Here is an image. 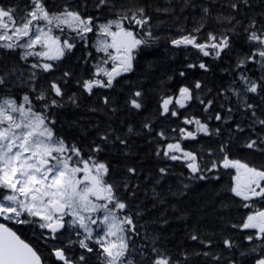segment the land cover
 Wrapping results in <instances>:
<instances>
[{
  "label": "snow or ice",
  "instance_id": "obj_1",
  "mask_svg": "<svg viewBox=\"0 0 264 264\" xmlns=\"http://www.w3.org/2000/svg\"><path fill=\"white\" fill-rule=\"evenodd\" d=\"M175 7L171 4L155 7L153 14L163 13L174 18V26L179 27L184 9L191 8L197 14L196 26L190 31L179 27L181 34L169 37L167 42L173 48L195 50L199 62L187 64L188 69L210 72V64L204 58L234 61L221 69L228 72L232 80L227 88L219 90L217 99L227 92L238 97L244 115L250 120L247 127L256 134V139L248 138L243 146L257 149L258 145H264V135L260 134L264 133V96L261 95L264 93V0H179ZM153 14L146 0H20L19 4L7 6L0 3V264H42L38 251L9 224L38 228L45 244L52 242L51 255L59 264H90L88 254L94 252L101 264H178L166 250L155 246L150 250L134 247L133 236H138L139 232L134 217L125 214L129 204L118 195L119 185L108 182L109 165L97 156L110 143L113 133L108 130L101 133L97 129L101 143L90 146L91 154L85 158L76 143L68 144L56 135L52 111L68 105L79 107L78 100L84 94L94 95V89L114 88L117 77L136 70L139 57L153 55L148 49L160 39L152 31ZM109 16L112 18H107ZM209 28L206 38L202 37L201 33ZM54 30L60 34H55ZM65 31L69 35L65 36ZM90 33L98 37L93 47L105 56L93 66L89 78L76 81L79 95L74 92L69 96L65 86L73 73L64 71L61 77H55V62L71 53L77 41L87 46ZM237 44L247 51L238 49ZM17 53L23 66L19 63L9 66L3 57ZM30 58H33L31 63ZM253 68L261 72L259 77L249 75ZM179 75L185 77L186 73L180 71ZM202 88L201 80L191 86L181 84L175 94L161 98L160 115L176 117L179 109H185L196 100L208 112L215 100L205 102L197 94ZM143 96V91L136 90L126 103L139 110ZM256 97L260 99L257 101ZM110 104V98L104 96L101 109L89 108L88 111L107 113ZM232 111L234 109L228 108L229 113ZM215 119L222 121L224 116L218 111ZM183 124L194 128L173 129V132L178 131L174 142H167L169 137L163 131L157 133L166 141L157 148V155L182 162L190 180H208L209 174L218 168L235 169L229 191L243 201L242 206L252 208L256 200L264 201V167L231 158L228 142L219 146L222 158L202 163L203 157L183 148L181 142L195 139L200 133L209 135V125L197 116H185ZM75 125L73 121L71 126ZM144 127L149 125L146 123ZM235 128L237 133H244L239 123ZM215 134L220 135V129H216ZM115 139L127 147L126 137L116 136ZM209 154H213L211 149ZM126 171L132 176L137 169L128 167ZM167 171L163 167L159 169L161 178ZM123 187L132 197L138 190L128 183ZM188 188V184L183 185L184 190ZM161 223L168 221L162 219ZM232 227L255 230L244 237L253 246L241 255L258 253L252 257L253 264H264V208L249 211L241 224ZM65 232L69 237L64 236ZM190 239L199 240V236L192 234ZM223 245L226 249L236 246L228 237L223 239ZM77 246L81 254L70 255ZM134 251L146 259L135 260ZM184 255L186 259L187 254ZM197 255L207 257L210 253ZM229 264L236 261L231 260Z\"/></svg>",
  "mask_w": 264,
  "mask_h": 264
},
{
  "label": "trees",
  "instance_id": "obj_2",
  "mask_svg": "<svg viewBox=\"0 0 264 264\" xmlns=\"http://www.w3.org/2000/svg\"><path fill=\"white\" fill-rule=\"evenodd\" d=\"M146 2L149 5L150 14H153L155 7H164L169 4L175 7L179 0H146ZM0 3L7 6L19 4L20 0H0ZM21 7H23L22 4ZM175 10L180 11L178 7H175ZM196 15L193 9H184L186 19L181 17L179 27L190 31L196 26ZM100 22H103V19ZM151 23L152 31L160 37L148 49L153 55L139 57L136 70L117 77L114 88L94 89V95L91 97L84 94L78 100L79 107L68 105L62 109L52 110L56 121L54 125L56 135L63 137L68 144L76 143L82 149L83 156L87 158L91 154L90 146L101 143L97 129H100L101 133L106 130L113 133L110 143L97 156L99 160L108 163L110 171L106 179L109 183L119 185L118 195L129 204L125 214L134 217L139 232L138 236H133L135 248L144 247L150 250L152 246H155L162 251L166 250L178 261V264H229L231 260H235L236 264H253L252 257L258 253L251 255H241V253H247L253 246L244 237L255 230H241L233 228L232 225L241 224L249 211L264 208V201L256 200L252 208L246 209L242 206L243 201L229 191L233 184L232 178L236 175L235 169L218 168L209 174L208 180H190L188 170L182 162L171 161L162 154L157 155V148L166 143L157 133L163 131L169 137L167 142H174L178 131L172 130H178L180 127H188L192 130L194 126L184 125L183 118L197 116L209 125L211 133L209 135L200 133L195 139L183 140L181 144L186 150L202 156V163L222 158L218 152L219 146L221 143L228 142L231 158L240 159L250 166L264 167V151L259 150L264 149V145H258L257 149H247L243 146L248 138L256 139V134L247 127L250 120L244 115L242 101L231 92L217 99L219 90L222 87L227 88L232 80V76L221 69L227 68L228 64L234 61H212L211 58H204L209 62L212 71L204 73L199 68L188 69L186 65L198 63L199 57L191 48H173L167 42L169 37L175 38L181 34L179 27L174 26V18L163 13L153 14ZM208 30L211 29L204 30L201 36L206 38ZM95 34L88 35L87 46L77 41L71 53L66 54L61 61L55 62L57 65L53 74L55 77H61L64 71L73 73L65 86L69 96L74 92L79 95L80 90L76 81L89 78L93 66L105 56L103 52L98 53L93 47ZM64 35L67 36L69 33L65 31ZM237 48L247 51V48H242L241 44H237ZM88 53L91 55L88 56ZM86 56L87 60L84 59ZM3 58L9 66L13 63L23 66V62L18 61V53ZM32 59H29V63ZM149 62H151L150 67ZM180 71H185L186 76L181 77ZM249 75L259 77L261 72L253 68ZM51 78L48 77V79ZM196 80H201L203 85L202 91L198 90L197 94L205 99V102L215 100L208 112H205L199 100H196L190 102L185 109H179V115L176 117L168 114L160 115V103L163 96L173 95L181 84L191 86ZM136 90L144 92L141 98L143 106L139 110L131 108L126 103L129 95ZM19 95H22V92L18 94V98ZM261 95L264 96V93ZM104 96H108L111 100L107 113L103 110L89 112V108L103 107ZM259 99L260 97H256L257 101ZM221 104L224 105L223 108L220 107ZM113 108L115 112L112 111ZM228 108L234 111L229 113ZM218 111L224 116V120L215 119ZM73 121L76 122L74 127L71 126ZM146 123L149 125L148 128L144 127ZM237 123L245 129L242 135L236 132ZM129 127L132 129L131 132ZM216 129H220V135L215 134ZM257 129L259 131V126ZM260 134L264 135V133ZM116 136L126 137L127 147L119 144L115 139ZM210 149L213 152L211 155ZM128 167H135L136 174L129 176L126 171ZM162 167L168 171L161 178L159 169ZM211 177H218V179ZM124 183L138 189L134 197L129 196L125 191ZM184 184L189 185L188 190L183 189ZM137 213H139L138 216ZM162 219H167L168 223L162 224ZM9 225L34 246L44 264H59L51 255L52 242L45 244L40 238L38 228L28 225ZM192 234L198 235L199 240H191ZM64 236L69 237V234L65 232ZM226 237L235 241L234 248L224 247L223 239ZM71 238L74 239L75 236L72 235ZM208 240L212 243L207 245L201 243ZM64 243H67L66 239ZM81 251L77 246L69 254L79 256ZM203 252H209L210 255L207 257L197 255ZM184 254H187L186 259ZM88 255L90 264H101L95 252ZM132 258L137 261L146 259L140 256L138 251L133 252Z\"/></svg>",
  "mask_w": 264,
  "mask_h": 264
},
{
  "label": "rangeland",
  "instance_id": "obj_3",
  "mask_svg": "<svg viewBox=\"0 0 264 264\" xmlns=\"http://www.w3.org/2000/svg\"><path fill=\"white\" fill-rule=\"evenodd\" d=\"M54 33H55V34H60L58 30H54ZM95 38H96V39L93 41V44H95V43L97 42V39H98V37H97L96 34H95ZM95 49H96V48H95ZM110 51H111V50H110ZM107 67H110V64L107 65Z\"/></svg>",
  "mask_w": 264,
  "mask_h": 264
},
{
  "label": "bare ground",
  "instance_id": "obj_4",
  "mask_svg": "<svg viewBox=\"0 0 264 264\" xmlns=\"http://www.w3.org/2000/svg\"><path fill=\"white\" fill-rule=\"evenodd\" d=\"M155 29V28H154ZM175 37V36H174ZM177 56V55H176ZM228 63V62H227ZM220 70V69H219ZM212 71V70H211ZM173 75V74H172ZM185 81V80H184ZM211 113V112H210ZM243 122V121H242Z\"/></svg>",
  "mask_w": 264,
  "mask_h": 264
},
{
  "label": "water",
  "instance_id": "obj_5",
  "mask_svg": "<svg viewBox=\"0 0 264 264\" xmlns=\"http://www.w3.org/2000/svg\"><path fill=\"white\" fill-rule=\"evenodd\" d=\"M18 234V233H17ZM18 235H20V234H18ZM21 236V235H20ZM22 238V237H21ZM23 239V238H22ZM33 246V245H32ZM42 264H43V261H42Z\"/></svg>",
  "mask_w": 264,
  "mask_h": 264
}]
</instances>
